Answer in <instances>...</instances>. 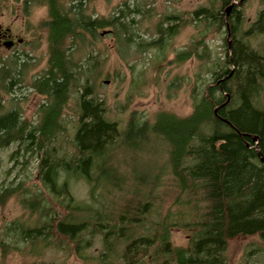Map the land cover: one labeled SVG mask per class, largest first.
I'll return each mask as SVG.
<instances>
[{"label": "trees", "instance_id": "1", "mask_svg": "<svg viewBox=\"0 0 264 264\" xmlns=\"http://www.w3.org/2000/svg\"><path fill=\"white\" fill-rule=\"evenodd\" d=\"M9 1L20 2L0 0V12ZM236 1L218 0L217 11L200 8L184 21L201 29L190 50L175 53L174 64L209 58L197 46L211 33L225 29L232 39L227 56L192 89L191 114L159 112L148 119L134 111L120 128L96 91L105 67L102 36L113 39L133 72L135 57L147 63L137 73L138 89L148 68L161 71L182 19L165 16L154 24L153 10L138 3L124 2L98 18L88 13L91 0H23L25 16L31 7L46 10L39 24L46 67L29 83L45 102L34 124L14 105L6 109L1 95L16 101L12 96L25 83L28 62L0 60V152L15 147L0 206L14 200L33 219L31 227L14 224L10 230L30 240L47 230V246L57 236L84 261L83 253L99 239L98 264H226L228 240L258 236L264 242V57L247 45L264 35V0L246 31L235 6L225 22L223 12ZM142 22L147 32L141 33ZM71 97L77 119L66 148L63 112ZM32 163L33 177L27 173ZM78 180L87 187L83 200L73 195ZM174 229L187 233L185 247L172 245Z\"/></svg>", "mask_w": 264, "mask_h": 264}, {"label": "rangeland", "instance_id": "2", "mask_svg": "<svg viewBox=\"0 0 264 264\" xmlns=\"http://www.w3.org/2000/svg\"><path fill=\"white\" fill-rule=\"evenodd\" d=\"M245 1L236 5V11L242 15L243 31H246L255 21L262 9L259 0H249L246 4ZM22 2L23 0L18 3L9 1L1 8L0 27L9 29L14 39L22 42L16 43L12 49L1 46L0 60L8 57L15 59L22 57L26 60L28 62L25 72L26 80L21 88L15 89L12 96L16 100L12 101L14 103L10 102V97L4 93L0 95L1 103L6 109L9 110L14 105L24 119L34 124L39 118L38 110L45 99L30 89L29 83L46 67L45 32L39 28V24L46 20L47 15L45 8L31 7L25 16ZM124 2L138 3L151 8L154 24L165 16H177L182 21L177 23L180 26L178 34L169 43L166 61L160 67L161 71L148 68L145 75L146 84H139L138 89H134L137 73L147 63L135 57L134 59L139 63L133 72L116 54L113 39L102 36V44L98 49L105 60V67L98 80L96 91L99 100L105 104L106 115L116 121L120 128L124 127L129 113L134 111L148 119H153L159 112L171 113L180 118L187 117L192 112L190 98L192 89L196 84L200 85L201 80H207L208 70L212 64L219 63V60L227 56L228 44L232 46L230 34H224L225 29L215 34L211 33L202 45L197 46L198 54H202L205 49L208 50L209 58L206 60L201 61L194 57L180 65L172 62L176 52L188 51L198 41L197 32L200 31L201 26L198 29L197 22L184 24L185 19H189L191 14L200 8H211L217 11L218 0H91L87 10L93 17L106 18ZM141 26V33L147 32L148 24L142 22ZM247 45L264 57V35L249 39ZM156 54L157 50L154 49V56ZM156 64L157 61L154 60V68ZM172 82L175 86L169 89L168 86ZM260 108L264 110V97L261 99ZM76 119V100L75 97H71L63 112L64 127L67 130L63 143L66 148L69 147L67 140L73 133ZM14 150L15 147L11 146L0 152V186L6 183L5 173L12 167L8 158ZM34 167L35 163L27 167V173L30 176L34 175ZM18 170L19 168L14 170L13 174H17ZM11 179L12 177L8 181ZM86 193L87 187L82 181L73 183V195L77 199H85ZM13 225L31 227L33 219L29 217L28 212L19 207L16 201L10 200L4 206H0V264H98L102 250L99 239H95L92 246L83 253L86 258L84 261L76 257L72 245L61 242L57 236L47 246L48 238L51 239L47 230H44L41 237L30 240L22 238L18 231L10 230L14 227ZM187 240V233L183 230L171 231L173 246L185 247ZM117 256H113V260L119 262ZM225 258L226 264H264V242L258 236L230 239L227 243Z\"/></svg>", "mask_w": 264, "mask_h": 264}, {"label": "flooded vegetation", "instance_id": "3", "mask_svg": "<svg viewBox=\"0 0 264 264\" xmlns=\"http://www.w3.org/2000/svg\"><path fill=\"white\" fill-rule=\"evenodd\" d=\"M11 42L12 44L10 45L9 49H12L16 43H21V40H15L14 37L10 34L9 29H2L0 27V47H5L7 44Z\"/></svg>", "mask_w": 264, "mask_h": 264}, {"label": "bare ground", "instance_id": "4", "mask_svg": "<svg viewBox=\"0 0 264 264\" xmlns=\"http://www.w3.org/2000/svg\"><path fill=\"white\" fill-rule=\"evenodd\" d=\"M245 0H243V1H241V0H239V1H236V2H238V3H236V2H232L226 9H225V11H224V19H225V12H226V10L230 7V10L228 11V17H229V15H230V12H231V10H232V8H233V6H235L236 7V5H240L242 2H244ZM228 17H227V19H228ZM227 19H225V22H227ZM226 29H227V26H226ZM228 35H229V33H228ZM230 49H231V46H230V44H228V50L230 51Z\"/></svg>", "mask_w": 264, "mask_h": 264}, {"label": "water", "instance_id": "5", "mask_svg": "<svg viewBox=\"0 0 264 264\" xmlns=\"http://www.w3.org/2000/svg\"><path fill=\"white\" fill-rule=\"evenodd\" d=\"M241 1H243V0H241ZM230 10V7L226 10V12H225V19H227V17H228V11ZM12 43L11 42H9L8 44H7V46H5V48L6 49H9L10 48V45H11ZM255 142H256V139H255Z\"/></svg>", "mask_w": 264, "mask_h": 264}]
</instances>
